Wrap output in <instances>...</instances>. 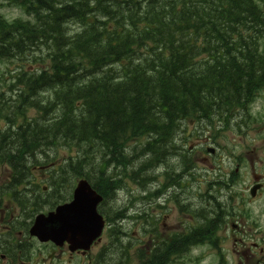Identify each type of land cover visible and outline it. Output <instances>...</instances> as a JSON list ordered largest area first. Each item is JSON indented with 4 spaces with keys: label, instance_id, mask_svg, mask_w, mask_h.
I'll return each instance as SVG.
<instances>
[{
    "label": "trees",
    "instance_id": "trees-1",
    "mask_svg": "<svg viewBox=\"0 0 264 264\" xmlns=\"http://www.w3.org/2000/svg\"><path fill=\"white\" fill-rule=\"evenodd\" d=\"M10 2L33 20L8 23L0 16V61L20 64L14 74L5 73L10 89L20 86L15 97L0 101L12 110L0 123V165L10 171L0 201L26 197L16 188L30 182L34 165L43 164L36 154L52 161L50 152L58 147L81 146L80 156L68 155L52 173V206L68 197L61 194L67 176L70 186L85 178L108 199L116 174H108L110 164V172L125 170L145 155L129 169V179L140 180L142 167L165 158L178 119L211 122L214 114L222 117L249 99L264 81V49L256 48L264 46V0ZM69 21L75 30L66 29ZM41 52L42 59L33 56ZM28 109L37 116L23 121ZM142 138L148 139L142 144ZM126 142H135L134 158L124 154ZM44 205L50 202L30 205L26 217ZM120 234L118 228L108 230V236ZM183 242L167 245L164 254L156 247L149 258L139 251V264H168L184 251Z\"/></svg>",
    "mask_w": 264,
    "mask_h": 264
},
{
    "label": "rangeland",
    "instance_id": "rangeland-1",
    "mask_svg": "<svg viewBox=\"0 0 264 264\" xmlns=\"http://www.w3.org/2000/svg\"><path fill=\"white\" fill-rule=\"evenodd\" d=\"M10 0H0V16H2L4 19L8 20L9 22H13L14 20H21L26 21L27 18H31L30 15L25 14L22 10L19 9V7L10 4ZM111 3V2H109ZM66 22L64 23V26L67 27V25L70 23ZM75 29V25H68L67 28ZM45 51V50H43ZM37 54V55H36ZM29 55V59L31 60L32 55L35 56L38 59H42V56L46 54V52L36 53ZM25 63H30V61H25ZM19 63L17 62H7V61H0V93L1 98L0 101L7 100V99H13L16 95L18 87L14 85V88L10 89L9 84L12 83V80L10 79V76L5 74V70L10 69L11 74H14V72L18 71ZM28 65V64H27ZM17 68V69H16ZM27 71H31V69H27ZM33 71V69H32ZM261 96L257 98L252 105L249 106L248 112L250 114V117L245 116V121L247 123L246 125H241L240 128H234L233 130H229L224 133V135L220 138H218L216 141V145L218 148V154L221 157H241L244 156L245 160L247 161L249 168L251 169L250 165H252L253 172L257 174L264 175V90L261 92ZM11 104L7 101L1 104L0 107V123H4L3 115L12 111L8 109V106ZM37 112L32 109H28L24 116L23 121H25V118L27 121H30L32 118H36ZM251 117L258 118V122L253 124ZM17 123L18 120H15ZM84 149L83 146L79 147V149L71 148L67 150L66 147H58L54 152H50L49 159H52V161H48L47 158H45L40 153L36 154L35 158L39 159V162L43 163L41 166H43L41 169H39L40 165L36 164L34 167H37L36 170L33 169L30 174V182L25 185L27 189L33 191V192H41L42 188H45L43 192H50L51 189L49 188L48 182L50 178L49 172H52L53 170H57V168L61 165V163L67 158L68 155L75 156V155H81V151ZM48 153V152H47ZM143 159V157H142ZM141 163V162H140ZM131 166L136 167L137 163H133ZM199 172L201 176V180H204V174L202 175V171H204L200 164L198 165ZM235 167V164L232 160L223 161L220 164L221 174H227L230 169H233ZM236 168V167H235ZM248 167H243L242 170L239 171L241 174L240 177L242 179L241 184H237L235 187L242 188L245 185H247L251 179L249 176L250 170ZM6 167H0V187L5 183V176L8 175L6 172ZM112 164H110L108 168V172L113 170ZM206 169V168H205ZM162 170L158 171L160 173ZM6 172V175L4 176V173ZM153 173H156L154 170H149L146 174L151 175ZM218 173V171H215L213 173H209V178L213 176L214 174ZM54 176V175H52ZM208 178V179H209ZM71 178L70 176L65 177L63 181H61V193L65 196L66 194H71L72 190L68 189L70 188ZM126 184L123 186L122 190L119 191L113 201H108L105 204V208L107 211H109V216L112 215L113 212H121L124 213L126 218H130L132 213L134 212H144L145 216H147L150 220L157 217L159 209L154 204V201H146L143 199V195L145 194L142 187L145 184V181L138 180L136 182L127 180L125 181ZM138 182V183H137ZM240 183V182H239ZM147 184V183H146ZM204 182H202L201 187H203ZM151 186L149 187L150 190H155L159 184L158 182L150 183ZM20 188H22L20 186ZM1 190V189H0ZM27 194V193H26ZM34 194H27V198L30 199V201H33ZM139 197V200L135 203V211H132L133 209H130V204L133 202L132 198ZM19 200L23 202V198L19 196ZM63 201H59V203H62ZM65 202V200H64ZM158 202L157 200L155 201ZM6 208H10L12 214L15 216L18 215L17 208L13 206L12 203H7ZM256 207L263 206L261 202H257L254 204ZM5 206V203H4ZM125 208V209H124ZM155 208V209H154ZM110 209V210H109ZM139 210V211H138ZM48 211L47 207L42 208L38 212L40 213H46ZM130 211V212H129ZM37 212V213H38ZM129 212V213H128ZM24 219V216H23ZM156 220V219H155ZM120 220H117L115 222V225ZM26 222V221H25ZM157 221H155V225H157ZM262 228L261 230L264 231V220L261 219ZM118 225L121 228V231L124 233V235H119V237L122 239V242L124 244V247L118 246V244L115 243V241H112L111 244L109 242L110 237H107L106 229L103 231V235L101 237V240L96 247H94L87 258H82L80 256L78 257H71L69 261H67L66 254H58L57 252H53L51 248L48 245H40L35 240L28 241L29 244H31V253L33 254L35 261L34 264H95V258L98 257L101 253L105 255V260L98 262V264H139L137 261V250H140L145 255V250L147 248L146 239L147 235L141 236L143 233L141 224L126 220L122 223H118ZM136 242V243H135ZM140 243V244H137ZM251 244H248L246 246H250ZM110 248L109 252L108 249ZM263 248H264V236H263ZM210 251V252H209ZM256 253V260L258 261V264H264V252L260 253L259 250H255ZM223 254L226 255V252L223 250ZM203 256L201 261H195V257ZM216 264L217 262V255L214 253V251L210 248V250L207 247L201 248V249H193V251L186 256V263L189 264ZM242 264H246L242 262ZM250 264V263H247Z\"/></svg>",
    "mask_w": 264,
    "mask_h": 264
},
{
    "label": "flooded vegetation",
    "instance_id": "flooded-vegetation-1",
    "mask_svg": "<svg viewBox=\"0 0 264 264\" xmlns=\"http://www.w3.org/2000/svg\"><path fill=\"white\" fill-rule=\"evenodd\" d=\"M201 147L199 151L196 148H194L195 150L191 147L189 148L188 155L192 156L187 159V164L198 161L211 166L210 162L215 157L209 156L206 152L207 149H203L202 145ZM180 150L181 148L174 153L175 168L179 166ZM194 153L196 155H193ZM182 181L187 183V185H183L184 187L180 189H174L175 193L167 194L163 197L160 225L166 228V223L174 218L175 221L171 226L173 232L186 233L191 236L194 233L191 227L197 219H200L201 223H204L206 231L213 234V231L217 230L216 232L222 235L221 239L223 241L226 239L232 243L234 246L233 252L238 253L240 256L243 255L245 262L254 260V254L245 246L251 244L252 248L256 249V244L259 243L256 230L259 228L261 219L264 218V212H257L252 209L255 203L264 201V183H254L260 185L261 188L254 196H251L249 186L248 188L233 190L224 189L216 194L217 192L213 187H207L202 190L192 188V178L188 173L182 175ZM199 191H201L200 196L205 197L201 200V203L197 198ZM172 202L175 204H168ZM171 208H174V210H171ZM164 234H166L165 230ZM12 240H16V238ZM19 255L20 253L17 255L3 253L0 258L3 264H31V257L29 259H21L18 258ZM68 257H71V255H68ZM257 263V261H254L253 264Z\"/></svg>",
    "mask_w": 264,
    "mask_h": 264
},
{
    "label": "water",
    "instance_id": "water-1",
    "mask_svg": "<svg viewBox=\"0 0 264 264\" xmlns=\"http://www.w3.org/2000/svg\"><path fill=\"white\" fill-rule=\"evenodd\" d=\"M100 199L86 181L80 180L72 201L57 207L46 217L37 216L29 234L40 242L51 241L56 245L66 242L70 251L88 250L103 228V220L95 210Z\"/></svg>",
    "mask_w": 264,
    "mask_h": 264
},
{
    "label": "bare ground",
    "instance_id": "bare-ground-1",
    "mask_svg": "<svg viewBox=\"0 0 264 264\" xmlns=\"http://www.w3.org/2000/svg\"><path fill=\"white\" fill-rule=\"evenodd\" d=\"M171 133H172V129H171V131H170V135H171ZM161 162V158L159 157V158H157V159H155L154 160V165H157V164H159ZM130 164H133V162L132 161H130Z\"/></svg>",
    "mask_w": 264,
    "mask_h": 264
}]
</instances>
